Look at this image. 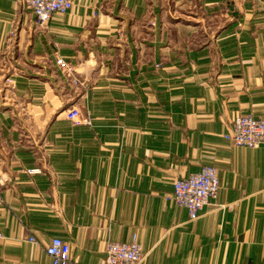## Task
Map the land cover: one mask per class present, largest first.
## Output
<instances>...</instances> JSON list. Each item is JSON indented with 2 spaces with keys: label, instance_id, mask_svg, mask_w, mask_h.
I'll return each mask as SVG.
<instances>
[{
  "label": "crops",
  "instance_id": "1",
  "mask_svg": "<svg viewBox=\"0 0 264 264\" xmlns=\"http://www.w3.org/2000/svg\"><path fill=\"white\" fill-rule=\"evenodd\" d=\"M72 1L40 30L0 0V264H52V236L98 264L134 234L145 264H264V144L223 136L264 117V0ZM204 165L218 191L190 220L166 195Z\"/></svg>",
  "mask_w": 264,
  "mask_h": 264
},
{
  "label": "built area",
  "instance_id": "2",
  "mask_svg": "<svg viewBox=\"0 0 264 264\" xmlns=\"http://www.w3.org/2000/svg\"><path fill=\"white\" fill-rule=\"evenodd\" d=\"M22 9H28L33 14V25L46 27L49 19L54 14H66L72 9V0H15ZM55 64L63 72L65 77L75 84L79 79L75 76L74 66L64 60L60 55H55ZM10 82L11 80L8 79ZM65 117L73 125L90 124V118L82 117L79 109L70 106L65 110ZM234 145L257 147L264 144V117H255L252 113H238L232 120L230 128L223 134ZM219 187L216 168L211 165L202 166L199 171L189 174L187 177L176 178L172 182V191L166 195V199L176 206L184 207L190 220L199 216L202 208L215 198ZM4 238L0 232V241ZM29 241L35 242L31 235ZM46 254L52 264H69V243L59 237L52 236L45 247ZM98 264H145L141 246L132 235L128 241H108L104 255Z\"/></svg>",
  "mask_w": 264,
  "mask_h": 264
},
{
  "label": "rangeland",
  "instance_id": "3",
  "mask_svg": "<svg viewBox=\"0 0 264 264\" xmlns=\"http://www.w3.org/2000/svg\"><path fill=\"white\" fill-rule=\"evenodd\" d=\"M20 9H22V8H20ZM35 28H38V29H40V30H44V29H46V27H44V28H42V27H36V26H34ZM10 44H11V41L9 40V39H6V41H5V43H4V47H3V51H11L12 49L10 48ZM4 55V54H3ZM2 55V56H3ZM4 60H5V58H4ZM3 60V61H4ZM8 81V80H7ZM9 82V81H8ZM71 105H68V107H70ZM67 107V108H68Z\"/></svg>",
  "mask_w": 264,
  "mask_h": 264
}]
</instances>
